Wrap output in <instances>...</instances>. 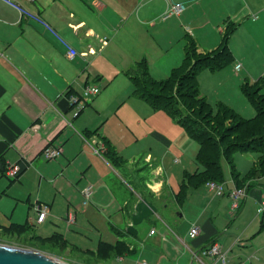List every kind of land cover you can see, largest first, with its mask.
Masks as SVG:
<instances>
[{"label": "crops", "instance_id": "0c3cea01", "mask_svg": "<svg viewBox=\"0 0 264 264\" xmlns=\"http://www.w3.org/2000/svg\"><path fill=\"white\" fill-rule=\"evenodd\" d=\"M18 1L41 15L78 54L69 59L53 34L0 2V233L28 235L31 217L36 234L30 237L37 248L59 243L90 257L110 251L106 260L89 264H264V210L257 212L264 199V175L252 178L237 171L235 178L229 170L226 189L234 184L245 189L235 211L227 194L217 197L206 190L213 197L211 208L185 212L186 199L180 205L174 197L179 182L165 176L166 160L153 155V142L170 150L176 146L169 129L170 122L177 123L131 94L134 86L127 74L145 60L150 77L163 80L182 63L187 32L197 52L208 53L218 50L230 31L232 61L216 71H200L197 79L238 77L234 66L239 63L246 77L256 81L263 72L252 67L264 66L254 60L264 48V0ZM171 2L184 3V10L162 18ZM90 81L104 93L87 96L74 116L69 97L81 95ZM123 97L135 108H124ZM98 137L109 141L123 164L114 165L96 152ZM46 145L59 146L61 155L44 160ZM171 162L180 164L178 158ZM7 163L21 165L17 179L1 178ZM111 177L125 181L127 195L111 186ZM156 184L162 185L158 192L149 187ZM86 185L94 191L82 205ZM140 198L164 210L161 218L156 213L144 220L151 223L148 230L141 223L135 226L133 236L125 228ZM35 204L48 207L40 223L35 222ZM67 214L74 215L73 224L67 225ZM192 226L199 227L198 235H190ZM87 239L95 245L78 246L77 241ZM211 242L219 244L225 263L199 252Z\"/></svg>", "mask_w": 264, "mask_h": 264}, {"label": "trees", "instance_id": "16d2710c", "mask_svg": "<svg viewBox=\"0 0 264 264\" xmlns=\"http://www.w3.org/2000/svg\"><path fill=\"white\" fill-rule=\"evenodd\" d=\"M229 33L230 31L225 32L218 50L208 53H198L193 38L186 35L182 63L172 69L166 80L152 79L145 60L135 64L127 72L134 86L132 94L144 100L153 110L164 111L199 146L196 158L201 170L192 175H183L180 188L174 195L180 205L191 186L197 188L201 184L206 188L205 183L208 181L225 183L220 163L222 159L227 163L231 175L237 178L239 174L234 155L238 152L257 154L255 165L245 174L247 177L264 175V93H261V79L253 85L244 83L241 86L242 93L255 110L252 119H244L230 107L220 104L217 112L213 113L198 88L197 77L200 71H216L232 61L233 57L227 46ZM102 140L111 155H114L115 161L107 150L105 156L114 165L123 164L109 141ZM4 165L2 164V169Z\"/></svg>", "mask_w": 264, "mask_h": 264}, {"label": "rangeland", "instance_id": "374dc122", "mask_svg": "<svg viewBox=\"0 0 264 264\" xmlns=\"http://www.w3.org/2000/svg\"><path fill=\"white\" fill-rule=\"evenodd\" d=\"M168 7H169V5H168ZM164 13L162 15H164ZM186 35L191 37V32H189V33L187 32ZM254 60L264 63V48L263 47L261 48L260 54L256 55V57H254ZM232 63H231V65L226 66L224 68L225 71L231 69L230 66H232L234 64V63L233 64ZM236 64H239V63H236ZM240 68H241V65H240ZM240 68L237 70L234 66V71H236V73H238V75H239L238 77L237 76L236 77L232 76L231 78L230 77H222L216 81L214 77H216L215 75H217V74H214V75L209 74L210 76H208L206 79L203 78V82H201V77L199 78L198 86H199L200 93L206 99L207 103L210 105V108H211L213 113L217 112V106L220 104L223 106H227L228 108L230 107V109H232L235 113H238L244 119H252L255 116V110L251 106L249 101L246 99L244 94L242 93L241 86L244 83H249V84L253 85L257 82V80L259 81L260 79H261V84L263 85V82H264V66L260 67V66L255 65L252 67L254 72H260V71L263 72L262 76L257 77L256 81H255V79H253L251 77H249V78L246 77V72L242 68L241 69ZM179 73H181V71ZM168 77H165V80ZM238 82H241V83H239V87H238V85L236 86V83L238 84ZM90 84L93 85L95 83L90 81ZM96 85L98 87L97 83H96ZM262 85H261V87H262ZM99 88H100V86H99ZM263 89H264V86L261 88L262 93H264ZM99 91H100L99 93H101V94L104 93L103 89H99ZM131 94H132V92H131ZM93 96H90L89 99ZM238 97H239V99H238ZM123 99H124V97H123ZM122 102H123L122 106L124 108H126V105L129 106V109L135 108V106H133L131 104H127L126 98ZM118 117L123 123H125L124 116L118 114ZM170 123H171V127L169 129L170 130L169 135L171 138L177 140L176 146L173 147L171 150H176L177 152H172L167 147H164L163 145L158 144L159 142H157V143L153 142L154 143L153 155H155L158 159H160V162H163L164 160H166V165L164 166L165 176L168 178L173 177V179H177L176 182H179L177 186H179V188H180V185L182 183V180L180 179V177H182V175H183V173H185V171L186 172L188 171L190 173L194 172V174H195V172H197L201 169V166L197 162V158H196L199 146L194 140L190 139L187 136L186 132L184 131V129L179 124L174 125L172 122H170ZM165 137L168 138V136H166V135H165ZM47 147H49L47 150H49L50 153H55L58 150H60V153L62 152L61 148L59 146H55V145H46L43 148V150ZM105 147L106 146H105L102 138L98 137L96 140V148L98 150H96V152L103 153V156H105L107 153H109L111 155L110 150L107 149L108 147H106V148ZM106 150H107V153H106ZM111 157H112V160L115 161L114 155H111ZM42 158L44 160H55V159H46L43 155H42ZM174 158H178L180 161V164L173 165V163L171 161ZM256 159H257V154H255V153H249V152L248 153H241V152L236 153L234 155V162H235L236 170L238 172H242V173L246 172L247 173L255 165ZM220 163L222 166L223 178L225 180L226 179L230 180L229 167H228L227 163L223 159L221 160ZM7 164H11V163H7ZM12 166H13V169H15V174L12 176V178H9L6 175L9 176V174L13 170ZM1 170H2V173L4 175V177H1L3 179V181H7L5 176L11 180H15L18 178L20 172L22 171V167H21V165L15 163V164H11V166H9V167L5 166ZM109 182H111L112 187H118V189L120 191H122L125 195H127V189H126L125 184H124L125 181L123 183H121L118 179L111 177ZM2 186H3V184L0 183V189ZM90 187H91V190H90ZM206 190L207 189L204 187V185H201V184L197 188H195L194 186H191L186 193V197H185L186 200L184 203V211L186 212V210L188 209L190 212H195L198 206H200V207L207 206L210 209L211 205H213V203L210 205L211 199L213 197L211 195H207ZM93 191L94 190H93L92 185H86L81 191V198H82L81 203H84L85 201H88L87 203H89V201H90L89 198L93 196ZM202 198H203V200H202ZM247 200L249 202L253 201L251 197L247 198ZM208 205H210V206H208ZM163 210H164V208L158 207V211H157L158 219L161 218L160 217V216H162L161 211H163ZM35 214H36V212H35ZM71 217H72L71 221L69 220V218H67V220H66L67 225L74 223L75 217L74 216H71ZM28 220H29L28 222L33 225L32 228L28 230V233H29L28 235L17 236V235H14V233H2V234L0 233V243L1 244H7V245H14V246H18L21 248L35 249V250H38L42 253L51 255V256L63 261L65 264H89L92 261L106 260V256L111 254L110 251L108 250L105 253H100L99 254L100 256H94L93 255V257H90V255H88L89 253L82 254L79 250H75V249L74 250H69V249L66 250L59 243H52L49 245L48 244H42V243L40 244V245H45L44 248H46V250H50L52 252H57V255H52L51 253H47L45 251H42V250H44V248L35 247L39 244L35 243L33 241V238L30 237L32 234H34V233L36 234V230L34 227V225H36V224L31 222V217H29ZM155 220H157V219H155ZM0 221L4 222L3 220H0ZM152 223H158V221H156V222L152 221ZM150 225H151L150 222H144V220H143V222H141V226H143L144 230H148ZM122 228H124V227H122ZM77 242H78L77 243L78 246H80L82 248H91L95 245V243H92V239L91 240L87 239L86 241L80 240ZM20 243L24 244V245H19ZM25 245H27V247ZM208 245H209V243L206 246H204L203 248H201V250L199 252L202 253V250L207 248ZM76 248H77V246H76ZM39 249H41V250H39ZM59 252L63 253L62 255H64V256H61V254ZM201 253H199V254H201ZM129 258H131V257H129ZM108 262H106V263H108ZM127 262L128 261H126L125 263H122V264H127ZM106 263H101V264H106ZM109 264H117V263H115L114 261H110Z\"/></svg>", "mask_w": 264, "mask_h": 264}, {"label": "built area", "instance_id": "2783aa9c", "mask_svg": "<svg viewBox=\"0 0 264 264\" xmlns=\"http://www.w3.org/2000/svg\"><path fill=\"white\" fill-rule=\"evenodd\" d=\"M24 1L32 2L33 0H24ZM0 2L13 8L20 15L21 18L31 20L34 23L46 29L47 31H49L51 34H53L59 40V42L66 47L67 49L66 56L69 59L74 58L78 54L76 49L72 47L70 43L63 36H61L57 31H55V29L51 27V25L36 11L29 9L27 6L23 5L18 0H0ZM184 8H185V4L182 2H175V3L171 2L166 12L164 13V15H162V18H165L169 15H178L184 10ZM235 68L238 70L240 68V64H236ZM98 92H99L98 87L94 85H86L83 88L81 95H71L69 97V102H70V106L73 107V115L74 116L77 115L78 112L81 110V107L83 105V103L81 102L82 100H84L87 96L89 97V96L96 95ZM48 148L49 147L45 148L42 151V155L46 159H56L61 155L60 150H58L55 153H50L49 150H47ZM5 166L9 167L11 166V164H5L4 167ZM12 169H13V166H12ZM14 174H15V169L11 171L9 176L8 175L6 176L9 178H12ZM205 186L208 190L212 191L213 194L217 197L227 194L230 199V207L233 211H235L239 207L241 197L245 194L244 187H237L234 185V187L230 189H226L225 187L226 185L223 182L208 181L205 183ZM90 190H91V187H90ZM87 202L88 201H85L84 203H82V205H87L88 204ZM33 208H34V211L36 212L35 222L36 223L42 222L46 216L48 207L43 204H35ZM263 210H264V199H260L257 212H262ZM71 216H74V215L68 214L66 216V220L67 218H69V220L71 221L72 220ZM150 232L152 233L153 230H151ZM198 234H199V227L192 226V228L190 229V235L195 236ZM202 254H207L213 257V259H217L218 261H221L222 263H225L226 261L224 254L222 253L220 249L219 244L216 242L209 243L208 247L202 250Z\"/></svg>", "mask_w": 264, "mask_h": 264}, {"label": "water", "instance_id": "95a60500", "mask_svg": "<svg viewBox=\"0 0 264 264\" xmlns=\"http://www.w3.org/2000/svg\"><path fill=\"white\" fill-rule=\"evenodd\" d=\"M130 223L125 231L130 235H136L135 226L143 220L154 216L157 208L146 198H140L134 205ZM0 264H65L63 261L42 253L35 249L21 248L14 245L0 243Z\"/></svg>", "mask_w": 264, "mask_h": 264}, {"label": "clouds", "instance_id": "9594fccd", "mask_svg": "<svg viewBox=\"0 0 264 264\" xmlns=\"http://www.w3.org/2000/svg\"><path fill=\"white\" fill-rule=\"evenodd\" d=\"M162 171V169H160ZM161 184H156V185H149L150 188H153L154 191H159V189L161 188Z\"/></svg>", "mask_w": 264, "mask_h": 264}]
</instances>
